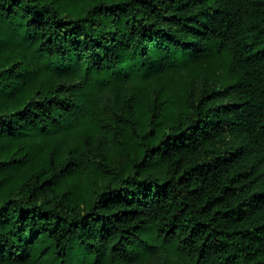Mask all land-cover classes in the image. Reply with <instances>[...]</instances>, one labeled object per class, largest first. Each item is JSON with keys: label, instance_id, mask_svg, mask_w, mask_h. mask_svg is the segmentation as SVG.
<instances>
[{"label": "trees", "instance_id": "obj_1", "mask_svg": "<svg viewBox=\"0 0 264 264\" xmlns=\"http://www.w3.org/2000/svg\"><path fill=\"white\" fill-rule=\"evenodd\" d=\"M0 264H264V0H0Z\"/></svg>", "mask_w": 264, "mask_h": 264}, {"label": "rangeland", "instance_id": "obj_2", "mask_svg": "<svg viewBox=\"0 0 264 264\" xmlns=\"http://www.w3.org/2000/svg\"><path fill=\"white\" fill-rule=\"evenodd\" d=\"M200 73L218 84H226L231 81L226 71L213 57H208L203 62Z\"/></svg>", "mask_w": 264, "mask_h": 264}]
</instances>
